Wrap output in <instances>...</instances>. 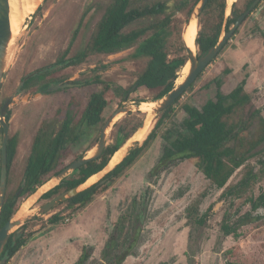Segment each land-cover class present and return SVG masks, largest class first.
I'll return each mask as SVG.
<instances>
[{"label": "rangeland", "instance_id": "374dc122", "mask_svg": "<svg viewBox=\"0 0 264 264\" xmlns=\"http://www.w3.org/2000/svg\"><path fill=\"white\" fill-rule=\"evenodd\" d=\"M112 1L40 0L39 5L42 7L38 11L39 6L32 10L20 31L13 35L0 98L1 107L10 95H15L9 106V137L14 136L17 145L10 167L8 191L16 190L21 184L33 139L43 123H49L57 130L67 114L78 121L85 108L86 97L102 88L97 83H81L61 90L25 93L26 91L18 90L21 78L55 63L68 46L75 30L78 33L68 56L85 50L97 23ZM155 1L157 0H130V8L142 7ZM166 1L172 7L177 0ZM248 1L236 0L229 3L226 0L225 19L231 15L234 3L238 9L245 11ZM195 11L198 21L197 36L200 31L204 34L213 32L219 20V6L214 5L201 15ZM177 17L184 19L183 14H178ZM151 21L149 17L141 18L124 31L147 26ZM187 22L183 24V34ZM224 27L225 20L223 31ZM199 52L196 45L194 53L199 55ZM133 53L134 48L109 55L91 52L78 65L54 66L47 79L55 78L61 80L60 83H73L75 79L91 80L98 75L105 82L111 83L113 90L119 85L131 88L143 68V59L133 58ZM246 74V91L250 94L251 101L239 115L231 119L233 122L241 119V133L251 139L257 131L260 116L264 118V0L260 1L238 32L204 68L194 81L193 88L186 90L181 96L174 105L171 119L179 124L187 117L182 106L184 103L202 108L208 99H214L218 79L222 80L221 90L227 94ZM179 84L177 81L175 86ZM157 91L131 89L126 101H122L121 95H117L105 109V122L117 108L124 105L131 109L119 113L113 119L107 131L106 145L114 142V124L124 119L131 120V123L136 119L133 116H138L143 121L147 112H152L154 119L149 132L153 129L159 116L155 109L161 101L154 100ZM165 126L159 128L158 137L133 165L120 177L108 182L93 201L83 208L70 206L64 201L47 213H40V207L47 201L41 196L47 191L43 188L44 184L33 195L20 196L17 210L24 201L29 199L33 202L32 212L23 216L24 223L27 222L23 232L27 234L28 240L8 264H74L84 247L89 252L85 264H100L105 262L102 255L112 240L114 246L105 262L109 264L132 239L137 225L141 233L132 255L122 264H226V260L239 264H264V209L258 212L262 214L261 219L240 227L238 238L224 235L220 228L226 209L233 214L234 221L238 213L240 215L249 211L248 199L257 197L264 189V166L260 162L264 158V143L259 144L254 149V154L235 171L227 186L237 184L251 167L258 174L257 180L241 195L226 199L222 197L225 188L215 187L193 158L171 164L158 178L150 176L151 169L163 152L164 141L160 135ZM148 133L138 141L142 142ZM99 136V129H93L90 139L69 145L62 152L64 161L58 170L76 160L78 155L91 156ZM2 137L0 129V171ZM136 141L128 140L125 145L133 146ZM233 145L234 142H231L230 146ZM110 169L106 166L94 181H99ZM54 177L48 178L46 182ZM106 182L107 180L102 184ZM86 187L88 184L80 186L79 190ZM190 205H197L198 216L212 206L205 224L200 225L187 219L186 208ZM56 214L61 218L52 222L50 219Z\"/></svg>", "mask_w": 264, "mask_h": 264}, {"label": "trees", "instance_id": "16d2710c", "mask_svg": "<svg viewBox=\"0 0 264 264\" xmlns=\"http://www.w3.org/2000/svg\"><path fill=\"white\" fill-rule=\"evenodd\" d=\"M200 1L177 0L170 7L166 0H157L142 7L130 8V0H113L97 23L92 39L85 50L68 56L78 33L75 30L68 46L63 50L56 62L24 76L20 89L27 90L32 86H36L38 90H44L53 83L61 82L59 79H47L51 69L56 65H61L62 67L78 65L86 59L88 53L96 52L109 55L134 48V53L131 56L136 59H143V68L132 87L135 90H158L154 100L159 101L175 87L189 60L182 27ZM253 1L249 0L245 8L247 9ZM214 5L219 6V20L213 32L208 34H204L202 31L199 32L196 38V45L200 51L199 55L204 54L209 48L215 46L219 42L222 33L229 30L239 15L244 12V10L238 9L234 3L231 15L225 19L226 0H209L199 14L207 12ZM41 7L39 6L37 11ZM178 14H183L184 19L177 17ZM144 17H149L152 20L147 26L132 29L129 32L124 31L130 24ZM224 20L225 27L223 31ZM238 30L239 28L235 31V34ZM247 76L246 74L233 90L227 94L221 90L222 80L218 79L215 98L208 99L202 108L184 103L182 106L187 113V117L179 124L171 119L174 105L179 102L181 96L177 98L172 105L158 112L159 116L153 129L142 142H135L124 158L105 173L99 181L80 190L72 198L66 199L65 202L78 208H83L91 203L94 197L106 187L108 182L120 177L149 148L158 137V130L162 125H166L160 135L164 141L163 152L150 171L151 177L158 178L171 164L193 158L197 160V166L202 169L206 178L215 187L218 189L225 188L222 193L223 198L228 199L232 196L241 195L258 178V174L253 171L252 167L246 170L244 176L237 184L227 186V183L235 171L242 167L249 157L254 154V149L259 144L264 143V118L262 116H260L255 136L251 139L246 138L241 133L240 128L243 121L240 119L237 122H233L231 119L239 115L251 101V96L246 91ZM73 83H85V85L97 83L101 84L102 88L86 97V105L78 121H75L71 114H67L57 130L49 123H43L33 139L23 180L14 191H8V186L10 167L16 153L17 141L14 136L9 137L7 145L8 185L1 212V226L17 212V202L20 196L33 195L40 186L46 183L48 178L59 173L60 169L58 170V167L64 161L62 152L69 145L87 138L90 139L93 129H99L101 133V128L106 123L104 117L105 109L118 94L121 95L122 101L128 100L129 97L125 99V95L132 89V87L124 88L119 85L113 90L111 83L105 82L98 75L95 79H86L84 81L76 79ZM193 86L194 83L188 89H192ZM139 104L140 101L137 102V105ZM10 116L11 112H8L5 117L6 121H9ZM133 117H136V119L131 123H129L131 120L126 121L124 119L114 124V142L105 146L100 157L89 160L78 169L72 171L59 184L44 192L41 195L42 198L49 199L62 189H70L84 184L91 176L104 170L115 152L122 148L141 128L144 119L142 121L141 117ZM169 120L171 122L167 123ZM96 142H98V139ZM231 142H234L233 146H230ZM84 156L85 154H81L77 158ZM260 162L264 166V158ZM102 179H107V182L102 184L100 182ZM19 190L20 192L18 193ZM248 202L250 203L249 211L240 215L238 213L237 219L234 221H232L233 214L226 209L220 227L224 235H233L238 238L240 227L262 218V214L258 212L260 209H264V189L260 191L257 197H250ZM211 208L212 206L209 207L207 212L198 216L197 205H190L186 208L187 219L200 225L205 224ZM60 218L58 215H53L50 220L57 222ZM26 224L27 222L23 226ZM140 233V227L137 225L132 239L115 255L114 260L109 264H122L129 255H132ZM27 240L25 232L17 236L13 234L10 237L3 252L5 264L9 263L10 259L25 245ZM113 246L112 240L109 241L107 250L102 255L105 262ZM88 258V249L84 247L74 264H85ZM105 262L100 264H105ZM226 264L239 263L226 260Z\"/></svg>", "mask_w": 264, "mask_h": 264}, {"label": "water", "instance_id": "95a60500", "mask_svg": "<svg viewBox=\"0 0 264 264\" xmlns=\"http://www.w3.org/2000/svg\"><path fill=\"white\" fill-rule=\"evenodd\" d=\"M208 1L209 0L200 1L198 6L195 8L198 14L202 11V9L204 8V6L207 4ZM259 2L260 0H254L249 6V8L241 15H239V17L236 19L232 27L229 30L223 32V35L219 39V42L215 46L209 48L207 52H205L204 54L197 55L196 53H194V51H192L190 47L187 46L186 42L184 41L189 56L188 62L190 63L188 74L178 86H175L166 96H164L161 99L160 103L155 109L157 112H160L161 110L172 105L177 98L183 95V93L196 80V78L200 75V73H202L204 68L208 64H210L212 60L218 55L221 49L226 45L229 39L234 35L235 31L242 25L246 17L252 12V10L257 6ZM195 10L189 16L190 18L188 20V23H190L192 16L196 15ZM12 37H13V33L10 22V0H0V98L7 74L6 67L8 62V52H9L10 43L12 41ZM72 85L73 84L70 82L58 83L53 87H51V89H63L65 87H71ZM134 89L135 88L133 87L132 90ZM128 95L129 92L125 95V99L128 98ZM11 100L12 97H10L0 107V124L3 127V137H2V145H1V171H0V264H5V259H3V252L10 237L13 234L17 236L24 231V227H23L24 218L23 217L16 218L17 212L14 214V216L11 219H9L3 226H1V212H2V207L4 205V198L6 195L7 183H8L7 144L9 139V123L6 121L5 115L11 103ZM130 109L131 108L129 106L123 105L114 111L112 117L104 124L102 128L94 153L91 156L79 157L76 160H74L72 163L67 165L64 169H62L54 177L58 180L57 184H59L64 178H66L72 171L78 169L89 160L97 159L98 157L101 156L106 146L107 130L112 125L113 118L121 112H128ZM143 126L144 124L142 122L141 127ZM131 148L132 146L130 145L127 147L125 155L129 152ZM106 180L107 179H102L100 182L104 183ZM79 187L80 185L72 187L56 195L55 197H53L52 199H50L48 202H46L40 207V213H46L52 207H54L58 202L65 201L66 199L75 196L80 191Z\"/></svg>", "mask_w": 264, "mask_h": 264}, {"label": "bare ground", "instance_id": "6f19581e", "mask_svg": "<svg viewBox=\"0 0 264 264\" xmlns=\"http://www.w3.org/2000/svg\"><path fill=\"white\" fill-rule=\"evenodd\" d=\"M234 1L236 0H229V3H233ZM39 3H40V0H10V22H11V28H12L13 35L17 34L20 31V28L22 24L24 23L26 17L29 15V13L32 10L37 8ZM197 33H198V21H197L196 15H193L190 20V23L187 22L185 31L183 34L187 46L190 47L192 51H195L196 49ZM189 67H190V63L188 62L182 71L181 77L178 79V83H181L185 79L186 75L188 74ZM153 119H154V114L152 112L150 113L147 112V115L143 121L144 126L141 127L130 140L138 141V140L143 139L145 135L149 132L150 128L152 127ZM127 147H128V144L124 145L122 148L116 151L115 154L112 156L111 160L109 161V164L107 165V167L113 168L116 164H118L122 160V158H124ZM99 173L91 176L84 184L80 186H83L86 184H88L89 186L92 183H94L95 182L94 180L99 175ZM57 182L58 180L56 178H53L47 181L43 185V188H45L46 190H49L52 187H54L57 184ZM32 203L33 202L29 201V199L24 201L20 209L16 213V218H21L25 215L30 214L32 212V209H31Z\"/></svg>", "mask_w": 264, "mask_h": 264}, {"label": "flooded vegetation", "instance_id": "af4514ba", "mask_svg": "<svg viewBox=\"0 0 264 264\" xmlns=\"http://www.w3.org/2000/svg\"><path fill=\"white\" fill-rule=\"evenodd\" d=\"M260 1H261V0H260ZM259 3H260V2H259ZM259 3H258V4H259ZM258 4H257V6H258ZM250 5H251V4H250ZM257 6H256V7H257ZM256 7H255V8H256ZM248 8H249V7H248ZM248 8H247V9H248ZM255 8H254V9H255ZM247 9H246V10H247ZM254 9H253V10H254ZM246 10H245V11H246ZM253 10H252V12H253ZM245 11H244V12H245ZM252 12H251V13H252ZM251 13H250V14H251ZM250 14H249V15H250ZM249 15H248V16H249ZM248 16H247V17H248ZM247 17H246V18H247ZM231 27H232V26H231ZM239 28H240V27H239ZM234 35H235V33H234ZM222 49H223V48H222ZM222 49H221V50H222ZM219 53H220V52H219ZM219 53H218V54H219ZM187 63H188V62H187ZM52 69H53V68H52ZM52 69H51V72H52ZM36 71H37V70H36ZM34 72H35V71H34ZM31 73H32V72H31ZM49 74H51V73H49ZM22 78H23V77H22ZM22 78H21V80H20V84H19V86H18V90H19V92L26 91L25 93H28V92H30V91H36V92H41V93H42V92H49V91H54V90H61V89H51V87H53L54 85H56V84H58V83H53V84H51L50 86L46 87L44 90H38L36 86H32L31 88H28L27 90H22V89H20ZM52 79H53V78H52ZM54 79H55V78H54ZM57 80H58V79H57ZM75 80H76V79H75ZM75 80H74V81H75ZM59 83H60V82H59ZM63 83H66V82H63ZM70 83H72V82H70ZM193 83H194V82H193ZM72 84H76V83H72ZM80 84H81V83H80ZM132 88H133V87H132ZM10 97H12V100H13V98H15V95H14V96H13V95H10V96L4 101V103H5ZM12 100H11V103H12ZM4 103H2V105H3ZM11 103H10V104H11ZM2 105H1V106H2ZM9 106H10V105H9ZM8 112H11V111L9 110V107H8V109H7L6 115H7ZM6 115H5V117H6ZM10 117H11V116H10ZM5 119H6V118H5ZM7 122L9 123V121H7ZM0 125H1V124H0ZM0 129H1L2 134H3V127H2V125H1ZM8 140H9V139H8ZM1 145H2V144H1ZM7 145H8V144H7ZM71 163H72V162H71ZM68 165H69V164H68ZM66 166H67V165H66ZM66 166H65V167H66ZM65 167H63L62 169H64ZM62 169H60L59 172H60ZM54 176H55V174H54ZM7 185H8V183H7ZM56 185H57V184H56ZM66 190H68V189H62L58 194L62 193L63 191H66ZM6 192H7V191H6ZM19 192H20V190L18 191V193H19ZM58 194H56V195H58ZM56 195H54L53 197H55ZM53 197H52V198H53ZM52 198L47 199L46 202H48V201H49L50 199H52ZM71 198H72V197H71ZM43 199H45V198H43ZM65 201H66V200H65ZM46 202H44L43 204H45ZM61 202H64V201H60V202H58L57 204H59V203H61ZM57 204H56V205H57ZM56 205H55V206H56ZM55 206H54V207H55ZM54 207H52V208H54ZM52 208H51V209H52ZM51 209H50V210H51ZM46 213H47V212H46ZM56 215H57V214H56ZM58 216H59V215H58ZM23 225H24V224H23ZM23 227H25V226H23Z\"/></svg>", "mask_w": 264, "mask_h": 264}, {"label": "crops", "instance_id": "0c3cea01", "mask_svg": "<svg viewBox=\"0 0 264 264\" xmlns=\"http://www.w3.org/2000/svg\"><path fill=\"white\" fill-rule=\"evenodd\" d=\"M98 174V173H97ZM95 175V174H94Z\"/></svg>", "mask_w": 264, "mask_h": 264}]
</instances>
